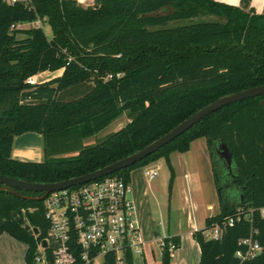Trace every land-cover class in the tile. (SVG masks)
Instances as JSON below:
<instances>
[{"label": "trees", "instance_id": "16d2710c", "mask_svg": "<svg viewBox=\"0 0 264 264\" xmlns=\"http://www.w3.org/2000/svg\"><path fill=\"white\" fill-rule=\"evenodd\" d=\"M0 0V174L31 182H55L86 174L149 144L222 95L264 83V11L250 0L231 6L215 0ZM214 20L194 21L199 16ZM43 19L50 27L23 31L18 23ZM172 22H182L169 26ZM61 69L55 86L37 87L27 78ZM125 114L119 129L84 144ZM43 138L41 160L12 157L14 137ZM204 137L219 203L201 229L192 231L198 264H264V251L241 261L239 240L251 235L264 246V95L210 113L191 128L124 169L109 175L129 181L130 170L173 151L185 152ZM232 155L230 171L215 151L217 140ZM169 162V161H168ZM40 192L2 188L0 233L25 244L24 263L33 264L37 241L48 223ZM233 218L219 238L204 232ZM33 228L37 233H33ZM256 231V232H254ZM160 255L170 264L167 242ZM102 264H116L108 252ZM125 264L133 255L125 253Z\"/></svg>", "mask_w": 264, "mask_h": 264}, {"label": "built area", "instance_id": "2783aa9c", "mask_svg": "<svg viewBox=\"0 0 264 264\" xmlns=\"http://www.w3.org/2000/svg\"><path fill=\"white\" fill-rule=\"evenodd\" d=\"M1 1L7 5L27 3V0ZM27 82L33 81L28 77ZM145 175L152 179L157 171L146 170ZM130 193L129 182L115 175L48 193L42 199L48 227L45 236L37 241L33 264H102L108 252L115 254L116 264H125L127 250L132 255L143 254L144 241ZM259 211L264 217V207ZM233 221L229 218L222 226L215 224L204 232V236L219 238L223 228ZM164 238L156 240L159 257L165 246ZM239 244L244 248L236 250L235 256L241 261L264 251V246L251 235L241 238ZM167 246L172 255L175 245L169 241Z\"/></svg>", "mask_w": 264, "mask_h": 264}, {"label": "rangeland", "instance_id": "374dc122", "mask_svg": "<svg viewBox=\"0 0 264 264\" xmlns=\"http://www.w3.org/2000/svg\"><path fill=\"white\" fill-rule=\"evenodd\" d=\"M80 6L83 8L94 5L93 0H80ZM213 16H199L194 21L214 20ZM182 22H172L169 26H175ZM31 28L42 29L44 35L50 39L51 30L46 22L37 18V20L28 23H18L16 29V38H24L23 31ZM61 74V69L45 70L29 78L33 82L31 85L55 86L54 80ZM127 122L125 114H121L114 119L107 127L97 134L85 138L84 144H90L99 138L107 135L122 127ZM41 149L43 148V138L39 139ZM186 158L179 161L173 155L168 160L165 157H158L145 164L135 165L130 170V188L133 195L140 198L144 205L143 230L145 236L143 241L147 244L145 247V260L138 253L133 254V264H161L158 256V238L169 236L168 232L183 233L188 229V217H195V207L197 204L203 208L206 213L216 214L219 211V203L211 171V162L207 149L206 139L204 137L195 139L186 153ZM169 161V162H168ZM146 170H156L157 175L148 179L145 175ZM145 192L144 195L142 194ZM131 192V195H132ZM210 205V207H207ZM211 214V215H213ZM195 219V218H194ZM203 224H198L201 229ZM5 233H0V264H20L19 253L9 250ZM145 246V245H144ZM187 244H184V250ZM154 252V256H153Z\"/></svg>", "mask_w": 264, "mask_h": 264}, {"label": "water", "instance_id": "95a60500", "mask_svg": "<svg viewBox=\"0 0 264 264\" xmlns=\"http://www.w3.org/2000/svg\"><path fill=\"white\" fill-rule=\"evenodd\" d=\"M261 95H264V83L222 95L219 98L215 99L214 101L201 107L200 109L192 113L190 116H188L187 118L176 124L169 131L157 137L156 139H154L144 147L122 158H119L103 167L88 172L86 174H82L79 176H75L55 182H31V181H26L0 174V184L2 185V188H7L9 190H12L13 188H17L25 191L40 192L42 193V195L36 197V199L42 200L48 193L52 191L68 188L71 186H75L77 184H82L91 180H95L103 176L117 172L130 165H133L136 162L141 161L146 156L159 150L161 147H163L164 145L175 139L177 136H179L180 134L191 128L194 124L202 120L210 113L228 104ZM215 151L217 153V156L222 161H224L227 169L230 171L232 164V155L228 150L227 146L225 145V143L220 139L217 140L215 143ZM33 233L34 234L37 233L36 228H33ZM42 245L45 246L44 241L42 242Z\"/></svg>", "mask_w": 264, "mask_h": 264}, {"label": "crops", "instance_id": "0c3cea01", "mask_svg": "<svg viewBox=\"0 0 264 264\" xmlns=\"http://www.w3.org/2000/svg\"><path fill=\"white\" fill-rule=\"evenodd\" d=\"M215 1L231 6L240 5V0H215ZM249 9L254 10L255 13L257 14L262 13L264 11V0H250ZM39 139H41V134L33 131L25 132L15 136L13 140V146L11 152L12 157L20 160H36V161L41 160V158L43 157V148L41 149ZM190 146L189 149L185 152H178V151L171 152L169 154V159L171 160L173 155H175V158H178L179 161L185 160L186 158L185 155L190 150ZM129 182H130V177H129ZM144 193L145 192L143 191L142 194L144 195ZM135 194L133 195L132 192L131 195L130 193V198L135 207V218L139 227L141 237L143 239V237L145 236L143 230L145 213L143 212L144 209L142 207L144 203ZM207 207H210V205H208ZM194 211H195V217H192L191 215L190 217H188L187 220L189 226L185 232L183 233L168 232L170 235H177L180 238L179 246L172 252L170 264H198L199 262V246L192 237V231L197 230L199 228L198 224L202 223L203 224L202 226H204L205 218L213 213H206L205 210L199 207L198 204H197V209L195 207ZM5 234L6 236H4V241L6 240L9 250L10 251L13 250L15 252L17 251L19 253V258H20L19 263L25 264L24 263V253L26 249L25 244L14 239L7 233ZM185 243L187 244V248L184 250ZM144 245H143V254L141 255L145 260V247L147 246V244L144 242ZM153 256H154V252H153Z\"/></svg>", "mask_w": 264, "mask_h": 264}]
</instances>
